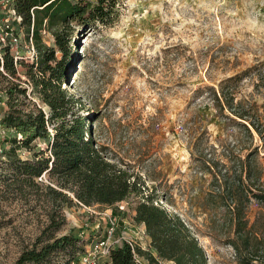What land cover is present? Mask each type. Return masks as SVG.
Returning a JSON list of instances; mask_svg holds the SVG:
<instances>
[{"label": "rangeland", "instance_id": "obj_1", "mask_svg": "<svg viewBox=\"0 0 264 264\" xmlns=\"http://www.w3.org/2000/svg\"><path fill=\"white\" fill-rule=\"evenodd\" d=\"M106 8L104 23L87 15L69 23L65 50L43 30L42 42L54 49L48 65L65 66L58 84L85 107L83 114L92 116L97 140L138 172L148 189L144 194L153 192L156 202L189 225L210 264H235L232 248L211 228L221 222L220 212L206 208L213 202L209 195L217 191L212 174L219 175L222 163L230 166L228 156L243 159L257 147L264 180V134L251 142L241 128L219 116L207 87L217 89L221 80L246 72L238 97L264 103V86H256L259 74L264 77V0H116ZM19 49L16 77L0 66V118L7 109L4 89L17 77L27 100L43 106L25 73L31 65L37 69V51L25 26ZM260 111L264 121V107ZM4 135L0 133V142ZM32 152L22 149L19 154L30 157ZM3 161L0 156V264H15L24 250L70 231L82 248L71 264H84L81 257L104 236L110 221L117 239L146 242L133 221L131 201L62 206L46 187V174L33 183L14 180ZM257 209L252 202L251 220ZM52 215L63 219L58 229L48 228ZM69 257L58 252L45 264H61ZM139 260L137 264L148 263L142 256Z\"/></svg>", "mask_w": 264, "mask_h": 264}, {"label": "trees", "instance_id": "obj_2", "mask_svg": "<svg viewBox=\"0 0 264 264\" xmlns=\"http://www.w3.org/2000/svg\"><path fill=\"white\" fill-rule=\"evenodd\" d=\"M115 2L11 0L15 13L22 18L28 39L31 32L37 51V69L33 71L31 65L29 72L26 70L25 73L31 81V92L37 95L46 110L27 100V89L18 77V82L11 81L4 89L7 109L0 118V127L8 131L0 142V156L11 167L14 180L22 177L33 183L35 178L46 174L50 182L46 187L53 199H60L62 206L74 203L84 206L93 203L130 204L131 201L133 221L145 231L150 248L145 251L121 240L110 249L108 259L102 264H136L135 254L144 257L149 264H210L189 225L178 214L156 202L153 192L144 194L148 189L138 172L127 166L109 146L97 140L92 116L83 114L81 111L85 107L58 84L57 80L65 74V66L53 69L48 65L55 56L53 47L42 42L43 30L50 31L54 43L65 50L66 27L71 21H79L87 15L90 20L104 23L106 7L111 9ZM0 66L10 76L16 77L19 73L8 49L4 50ZM48 70L52 73L47 77ZM247 75L246 72L236 73L221 80L217 89L214 86L207 88L212 93L219 116L241 128L252 142L255 135L262 138L264 134L260 111L264 103L257 105L248 98L238 97V85ZM259 76L257 88L261 83L264 86V77ZM226 110L229 114H225ZM35 141L38 143L33 144ZM22 149L32 150V155L21 157L19 151ZM256 152L257 147L243 159L228 156L230 166L222 163L219 175L212 172L217 191L209 195L213 202L206 208L221 213V222L216 228L211 223V228L232 248L235 264H264V180ZM205 169L211 171L209 166ZM252 202L258 209L251 220L249 208ZM50 220L48 228L54 229L63 222V219L57 221L53 215ZM209 235L218 237L212 233ZM79 240L72 231L58 237L50 236L39 248L34 246L24 250L15 264H45L58 252L70 255L61 264H71L75 251H82Z\"/></svg>", "mask_w": 264, "mask_h": 264}, {"label": "built area", "instance_id": "obj_3", "mask_svg": "<svg viewBox=\"0 0 264 264\" xmlns=\"http://www.w3.org/2000/svg\"><path fill=\"white\" fill-rule=\"evenodd\" d=\"M22 18L19 14H16L11 5V0H0V62H3L4 50L8 49L13 56V60L17 65V62L21 59L19 49L21 46V31H22ZM29 50L28 45H24ZM8 129L0 127V133L5 134ZM135 223V222H134ZM136 224V223H135ZM137 225V224H136ZM139 226V225H138ZM115 222L110 221L108 228L105 231L103 237L95 241L90 247L89 251L83 254L82 262L84 264H95L97 259H102L101 263L106 261L109 257L110 249L120 243V239L115 237ZM141 235L147 236L143 229H140ZM148 237V236H147ZM129 242L131 247L138 246L142 250H149V241L143 244L133 239H124ZM139 260V256L135 254L136 264ZM148 262V261H147ZM170 263V262H167ZM149 264V262L147 263Z\"/></svg>", "mask_w": 264, "mask_h": 264}, {"label": "crops", "instance_id": "obj_4", "mask_svg": "<svg viewBox=\"0 0 264 264\" xmlns=\"http://www.w3.org/2000/svg\"><path fill=\"white\" fill-rule=\"evenodd\" d=\"M133 214L134 213H132V216H133ZM142 229V228H141ZM144 239L146 240V241H149V238L147 237V236H144Z\"/></svg>", "mask_w": 264, "mask_h": 264}]
</instances>
